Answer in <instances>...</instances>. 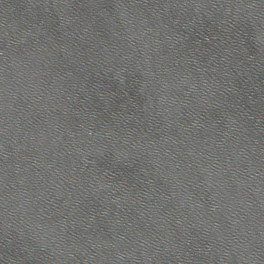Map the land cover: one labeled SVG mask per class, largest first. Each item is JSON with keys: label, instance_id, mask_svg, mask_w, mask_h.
<instances>
[{"label": "water", "instance_id": "95a60500", "mask_svg": "<svg viewBox=\"0 0 264 264\" xmlns=\"http://www.w3.org/2000/svg\"><path fill=\"white\" fill-rule=\"evenodd\" d=\"M0 264H264V0H0Z\"/></svg>", "mask_w": 264, "mask_h": 264}]
</instances>
